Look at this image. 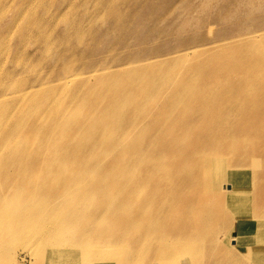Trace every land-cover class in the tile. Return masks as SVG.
<instances>
[{
  "label": "bare ground",
  "instance_id": "obj_1",
  "mask_svg": "<svg viewBox=\"0 0 264 264\" xmlns=\"http://www.w3.org/2000/svg\"><path fill=\"white\" fill-rule=\"evenodd\" d=\"M34 9L21 26L22 38L35 26L49 25ZM77 27V40L85 41L89 36ZM45 41L52 39L46 35ZM245 45L254 51H244ZM198 54L188 62L182 56L166 60L170 64L163 72L159 62L105 77L90 89L94 94L74 85L81 77L74 69L63 70L54 81L57 87H76L83 98L65 122L34 131L29 122L42 113L32 108L0 137V180L16 194L13 203L0 204V264L19 263L14 245L28 246L24 252L32 264H264V91L256 89L264 85V35ZM64 57L73 62L72 53ZM159 101H164L163 117L156 120V132L146 118ZM96 106L113 120L101 129L96 119L93 136L69 151L67 137L93 116ZM182 121L189 132L177 140L181 132L173 127ZM16 131L32 135L29 151L23 143L4 148ZM121 131L131 135L123 146ZM49 155L57 163L46 167ZM37 166L44 172L56 169L51 180L87 204L66 206L67 194L45 185L38 198L20 195L24 179L11 171L34 173ZM112 172L120 175L109 184ZM116 183L122 187L115 191ZM124 206L131 210L122 212ZM60 211L66 221L59 215L47 225ZM38 224L78 241H26L39 231ZM67 224L83 228L64 230ZM124 229L128 234L122 237Z\"/></svg>",
  "mask_w": 264,
  "mask_h": 264
},
{
  "label": "rangeland",
  "instance_id": "obj_2",
  "mask_svg": "<svg viewBox=\"0 0 264 264\" xmlns=\"http://www.w3.org/2000/svg\"><path fill=\"white\" fill-rule=\"evenodd\" d=\"M39 1L35 3L32 0H0L1 138L9 128H16L20 121L26 119L29 109L36 108L42 113L35 114L29 122V127L38 131L51 127L55 122H65L71 110L79 107L83 98L75 93L76 87L68 88L65 85L61 88L54 82L64 76L63 70L66 68L68 70L72 68L80 74L81 77H77L80 80L74 85L80 86L84 92H87L96 82L117 75L119 72L146 69L159 62L162 64L158 66H163L159 71L163 72V69L170 64L166 63V60L174 57L182 56L188 62L196 59L198 53L211 51L214 47L229 48L253 37L264 35V0ZM33 8H35V16L46 17L49 25L35 26L27 31L25 38H22L24 32L21 26ZM118 11L120 16L117 17ZM76 26L84 35L89 36L85 41L77 40ZM71 33L74 37H68ZM39 34L41 36H38ZM46 35L50 36L51 42L45 41ZM244 51L251 52L254 48L245 45ZM67 52L72 53L73 62H68L64 57ZM93 74L97 75V79L92 78ZM46 82L51 83L46 84ZM223 85H226V82H221V86ZM256 89L263 94L264 85H257ZM18 91L22 92L17 94ZM47 91L51 94L45 95ZM36 92L39 94L32 97ZM90 93L94 94L95 91L90 90ZM238 94L235 93V96L238 97ZM210 96L216 95L210 94ZM97 97L104 99L105 95L97 89ZM117 97L118 95H114L112 99ZM160 99L167 100L166 97ZM164 101H159L158 107L146 118L147 124L154 123L153 128L156 132L160 127L156 120L158 117H163L160 106ZM227 107L234 106L227 103ZM92 115L91 118L84 119L81 128L73 131L76 133L67 137L69 151L77 150L83 141L93 136L92 127L96 119L97 122H102L101 129L113 120L97 106L93 107ZM232 119L236 122L237 115ZM139 126L142 129V125ZM189 127L187 121L177 123L173 128L179 129L183 134L180 133L175 138L180 140L188 135ZM17 132L12 135L4 148L12 150L13 145L20 146L23 143L29 151L33 145L32 135H19ZM120 134L123 137L120 145H126L131 141V135L126 131H121ZM154 138H158L156 133ZM103 160L107 162V157H103ZM55 163L57 160L49 155L45 166L49 167ZM3 164L4 161L0 160V172ZM69 164L74 165L75 160H70ZM40 168L43 167H34V173L27 174H16L11 171L14 178L24 179V190L20 195L38 198L43 194L40 190L45 185L46 188H53L55 191H64V195L67 194L66 206L77 202L80 205L87 204V201L77 200L73 193L59 187L60 181L51 180L57 176V173H54L56 169L51 168L48 172H44ZM119 175L118 172H112L108 183L114 182ZM26 181L30 182L26 184ZM116 184L118 185H115V191L122 187L119 183ZM7 185V180H0L2 206L16 200H13L16 195L14 189L12 187L5 189ZM123 210L129 211L131 208L124 206L122 212ZM59 215L63 216L62 211L53 214L47 225L53 224L54 219H58ZM62 221H66V218L64 217ZM137 226L142 231L141 223ZM37 227L39 231L34 238L26 241H60L67 237L61 231L60 235L53 234L49 226L42 227L38 224ZM106 227L109 228L110 224H106ZM82 228L67 224L64 230L81 231ZM127 234L125 229L120 233L122 237ZM62 241L78 240H72L70 236ZM82 241L90 240L85 238ZM14 248L19 262L17 264H32V257L24 252H28V246L14 245Z\"/></svg>",
  "mask_w": 264,
  "mask_h": 264
}]
</instances>
